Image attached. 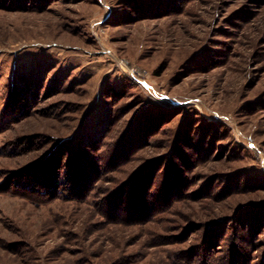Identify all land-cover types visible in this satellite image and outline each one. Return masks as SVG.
Segmentation results:
<instances>
[{
    "label": "rangeland",
    "instance_id": "rangeland-1",
    "mask_svg": "<svg viewBox=\"0 0 264 264\" xmlns=\"http://www.w3.org/2000/svg\"><path fill=\"white\" fill-rule=\"evenodd\" d=\"M0 264H264V0H0Z\"/></svg>",
    "mask_w": 264,
    "mask_h": 264
}]
</instances>
